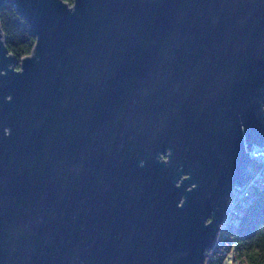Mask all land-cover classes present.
Returning a JSON list of instances; mask_svg holds the SVG:
<instances>
[{"label": "water", "instance_id": "95a60500", "mask_svg": "<svg viewBox=\"0 0 264 264\" xmlns=\"http://www.w3.org/2000/svg\"><path fill=\"white\" fill-rule=\"evenodd\" d=\"M0 264H203L264 146V0H0Z\"/></svg>", "mask_w": 264, "mask_h": 264}, {"label": "trees", "instance_id": "16d2710c", "mask_svg": "<svg viewBox=\"0 0 264 264\" xmlns=\"http://www.w3.org/2000/svg\"><path fill=\"white\" fill-rule=\"evenodd\" d=\"M70 6L75 0H63ZM0 26L5 36L8 52L19 62L33 54L36 36L30 26L11 3L0 9ZM252 208L244 212L243 222L238 229L229 234L228 256L216 255L211 264H264V189L258 190ZM205 262V261H204Z\"/></svg>", "mask_w": 264, "mask_h": 264}, {"label": "built area", "instance_id": "2783aa9c", "mask_svg": "<svg viewBox=\"0 0 264 264\" xmlns=\"http://www.w3.org/2000/svg\"><path fill=\"white\" fill-rule=\"evenodd\" d=\"M250 157L254 161V167L251 169V179L244 187L235 189L231 195L229 206L232 203H239V211L246 199L250 197H257L258 190L264 189V146H255L250 151ZM236 211V214H239ZM236 214H229V209L220 231L211 249L205 253V262L203 264H211L216 255H225L223 253V245L227 240V226L233 220Z\"/></svg>", "mask_w": 264, "mask_h": 264}, {"label": "bare ground", "instance_id": "6f19581e", "mask_svg": "<svg viewBox=\"0 0 264 264\" xmlns=\"http://www.w3.org/2000/svg\"><path fill=\"white\" fill-rule=\"evenodd\" d=\"M256 199L257 197H250L246 199L241 206L240 211L239 203H232L231 206H229V214H236V211H239V214H236L235 217H233V220L230 222V225L227 226V240L223 245V253H225V255H228V253L230 252L228 243L231 241V239L229 237V234L236 231L242 224L244 212L254 206Z\"/></svg>", "mask_w": 264, "mask_h": 264}, {"label": "rangeland", "instance_id": "374dc122", "mask_svg": "<svg viewBox=\"0 0 264 264\" xmlns=\"http://www.w3.org/2000/svg\"><path fill=\"white\" fill-rule=\"evenodd\" d=\"M229 254H230V252L228 253V255H229ZM228 255H226V256H228ZM228 264H231V263H230V261H229V263H228Z\"/></svg>", "mask_w": 264, "mask_h": 264}]
</instances>
